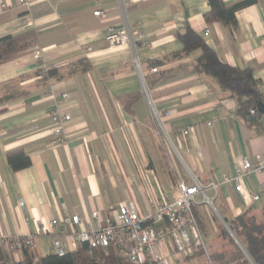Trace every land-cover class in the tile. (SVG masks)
<instances>
[{
	"label": "crops",
	"instance_id": "0c3cea01",
	"mask_svg": "<svg viewBox=\"0 0 264 264\" xmlns=\"http://www.w3.org/2000/svg\"><path fill=\"white\" fill-rule=\"evenodd\" d=\"M26 1L28 6L0 0V37L36 32L34 43L0 63V98L10 97L0 102V229L32 233L38 257L49 254L52 233L68 251L80 245L67 226L38 232L39 224L53 217L76 214L81 220L76 227L83 229L88 221L98 225L92 211L103 217L122 203L144 213L153 202L172 198L177 177L222 181L243 157L264 156V118L239 115L227 92L194 71L199 50L174 56L182 49L177 33L190 27L221 61L251 67L264 97V0L236 10L235 28L207 22V0ZM109 24H127L150 44L110 46L104 39ZM43 64L54 74L41 76ZM63 91L68 98L60 107L70 120L65 139L57 141L50 130L51 95ZM134 92L139 95L124 106L121 97ZM150 106L168 111L161 115L167 129L189 128L184 137L168 133L171 155ZM17 149L29 156L30 165L12 170L6 154ZM262 183L264 173L244 179V191L259 195L253 202L246 203L227 183L211 195L230 218L264 208ZM198 204L207 211L206 203ZM214 227L212 221L213 233Z\"/></svg>",
	"mask_w": 264,
	"mask_h": 264
},
{
	"label": "built area",
	"instance_id": "2783aa9c",
	"mask_svg": "<svg viewBox=\"0 0 264 264\" xmlns=\"http://www.w3.org/2000/svg\"><path fill=\"white\" fill-rule=\"evenodd\" d=\"M28 6L26 0H19ZM4 6V4H2ZM94 15H103L101 10H95ZM25 26H29L31 21L27 16L24 19ZM203 35H208V30L203 31ZM105 41L110 46L123 45L134 42L140 46H148L150 43L141 31H133L127 24L115 27L111 24L105 27ZM34 57L41 60L40 53H35ZM136 64L138 65L137 61ZM51 66H42L41 76L50 69ZM156 67L151 71L155 72ZM144 93L149 92L144 88ZM54 106L50 111V130L57 141L65 139V123L70 120V115L63 112L60 103L68 98V92L63 91L59 96L51 95ZM264 107V98L261 101ZM151 115L159 124L163 137L169 143L170 148H166L169 155L173 150L168 133L175 132L181 136L189 134V128L171 126L167 129L161 121V115H167L168 111L162 109L158 112L150 106ZM260 113L264 118V111L258 108H251L250 114ZM213 126V122L207 123ZM264 173V156L255 154L253 157H243L235 166L234 170L227 173L222 181L203 182L199 178L191 177L189 181L177 177L175 180L174 193L171 199L162 198L159 201L148 205L144 213H140L131 203H122L115 209L101 217L98 211H92L90 217L98 220V225L93 226L88 221L87 228H77L81 223L78 215L64 213L60 218H51L47 223H40L38 232H52L55 227H70L72 235L79 244L85 243L88 252L92 253L96 248H105L113 245L117 254L127 262V264H172L178 257L192 255L196 250H202L209 264H212L209 252L197 219L193 211V205L197 204L196 196L201 195L203 203L212 205L215 195H208L207 190L218 188L219 184L227 183L232 185L234 191L240 193L247 203L259 198L257 192L244 191V179L249 174ZM264 188V183L261 185ZM20 205L22 202L19 201ZM36 244L32 233L10 234L0 229V264H21L25 259V252H31L33 259L31 264H40L39 257L35 253ZM68 248L57 233H52L49 254L64 255Z\"/></svg>",
	"mask_w": 264,
	"mask_h": 264
},
{
	"label": "trees",
	"instance_id": "16d2710c",
	"mask_svg": "<svg viewBox=\"0 0 264 264\" xmlns=\"http://www.w3.org/2000/svg\"><path fill=\"white\" fill-rule=\"evenodd\" d=\"M209 10L204 14L207 22L220 21L224 25L235 28V11L256 0H237L232 3H225L223 0H207ZM177 38L182 44V49L174 53V56L187 55L195 50H199V55L195 58L194 71L212 78L217 85L232 97L236 103V112L249 119H259L260 113L250 114L251 108L257 107V103L263 100V95L258 89V81L253 76L251 67H236L221 61L213 49L195 33L190 27L177 33ZM36 40V32L31 29L17 33L7 34L0 37V63L14 57L18 52L29 47ZM152 61V64H157ZM53 69H48L44 76L53 75ZM136 92L126 94L121 97L124 106L136 98ZM9 96L1 97L0 102L9 99ZM6 160L12 170H19L30 165L29 156L21 149L7 152ZM264 191V188H263ZM193 211L197 219L199 228L204 237L205 243L210 239L226 238L232 245L233 251L217 250L210 252L206 247L212 264H229L230 262L264 264V208L255 209L254 207L235 215L224 217L225 222L217 223L216 233L212 232V221L215 217L208 216L207 211L201 204H194ZM211 219V221H210ZM219 229V232L217 231ZM199 252L196 250L189 258ZM33 254L25 252V259L21 264H31ZM40 264H127L116 251L115 246L109 245L105 248H96L92 253L88 252L85 243L80 244L75 251H68L64 255L47 254L39 257Z\"/></svg>",
	"mask_w": 264,
	"mask_h": 264
},
{
	"label": "rangeland",
	"instance_id": "374dc122",
	"mask_svg": "<svg viewBox=\"0 0 264 264\" xmlns=\"http://www.w3.org/2000/svg\"><path fill=\"white\" fill-rule=\"evenodd\" d=\"M164 143L166 145L167 148H170V145L169 143L165 140L164 138ZM213 192V190H207V194L208 195H211ZM262 193V199L260 202H263V205H264V193ZM196 201L197 203H200L202 201V196L201 195H197L196 196ZM204 206L206 207L207 211L209 212V215L211 217H215L216 220H213V224L215 226H217V223H223L222 221V218L221 217H224V211L220 208L219 206V202L217 200H214L213 202V207L212 205L210 204H204ZM215 228V227H214ZM215 231H216V228H215ZM217 231L219 232V229H217ZM215 234H217L215 232ZM211 241V245H210V242H207L206 241V244L208 245L209 247V250L210 252H213V251H219V250H228V251H233V248H232V245L227 242V239L226 238H219V239H210ZM172 264H209L207 259H206V256L205 254L202 252H199L189 258H184V257H178L176 259H174L173 263ZM229 264H253L251 261L248 260V263H241V262H237V261H234V262H230Z\"/></svg>",
	"mask_w": 264,
	"mask_h": 264
},
{
	"label": "water",
	"instance_id": "95a60500",
	"mask_svg": "<svg viewBox=\"0 0 264 264\" xmlns=\"http://www.w3.org/2000/svg\"><path fill=\"white\" fill-rule=\"evenodd\" d=\"M257 108H258V111H260V112H263L264 111V107H263L262 102H258L257 103Z\"/></svg>",
	"mask_w": 264,
	"mask_h": 264
}]
</instances>
